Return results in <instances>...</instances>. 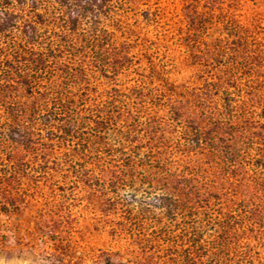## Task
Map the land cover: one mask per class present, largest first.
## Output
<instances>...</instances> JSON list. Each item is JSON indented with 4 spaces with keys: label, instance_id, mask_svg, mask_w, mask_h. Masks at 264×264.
<instances>
[{
    "label": "rangeland",
    "instance_id": "rangeland-1",
    "mask_svg": "<svg viewBox=\"0 0 264 264\" xmlns=\"http://www.w3.org/2000/svg\"><path fill=\"white\" fill-rule=\"evenodd\" d=\"M261 156L264 0H0V264H264Z\"/></svg>",
    "mask_w": 264,
    "mask_h": 264
},
{
    "label": "trees",
    "instance_id": "trees-1",
    "mask_svg": "<svg viewBox=\"0 0 264 264\" xmlns=\"http://www.w3.org/2000/svg\"><path fill=\"white\" fill-rule=\"evenodd\" d=\"M188 17V16H187ZM195 21L193 20V23ZM263 157L262 159V162H263V167H264V156H261V158ZM12 177V174L10 175ZM0 181H3V179H1ZM13 188H12V184H6V180L3 181V182H0V194L3 195V199L6 200V203L9 204V205H14V200H13ZM252 208V206H251ZM5 209V213H8L10 212V210L8 208H4ZM252 217V215H251ZM257 217V214H255V218ZM254 216H253V219H255ZM220 239V238H219ZM215 241V240H214ZM213 241V242H214ZM231 241V240H229ZM213 245H216V243L214 242ZM207 248H205V253H208V251L206 250ZM187 252V251H186ZM187 261H189L191 264H196V262L199 260L198 258L196 257H193L191 254H189V256L186 257Z\"/></svg>",
    "mask_w": 264,
    "mask_h": 264
}]
</instances>
